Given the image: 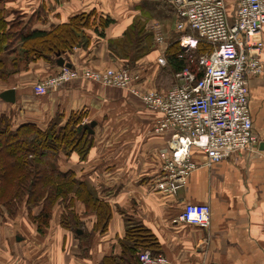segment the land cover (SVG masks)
<instances>
[{
	"label": "crops",
	"instance_id": "1",
	"mask_svg": "<svg viewBox=\"0 0 264 264\" xmlns=\"http://www.w3.org/2000/svg\"><path fill=\"white\" fill-rule=\"evenodd\" d=\"M237 1L224 0L228 13L234 12ZM155 3L154 0H9L5 10L8 20L18 14L31 31H47L91 11L99 17H108L112 24L98 32H102V37L85 30L91 42L84 48L76 46L67 61L71 68L87 66L102 70L123 64L122 60L117 62L118 59L110 55L108 42L122 38L136 20L144 23L152 14L161 20L174 18L172 10L169 15L164 12L162 5L165 2L156 12H151ZM144 27L147 29V23ZM165 40L166 50L171 41ZM254 41L263 43L262 73L247 80V99L252 132L262 140L264 27ZM156 53L149 52L135 65H145L146 72L153 68L157 73L155 62H152ZM52 61L29 62L31 65L27 71L13 76L17 79L0 82V94L7 90L16 93L12 104L0 100V114L10 119L13 128L32 124L45 130L55 117L58 116L64 124L75 113H82L83 124L96 122L92 145L84 159L72 152L67 156L60 154L56 163L62 174L73 173L79 182L95 190L98 197L109 205L112 214L104 232H92L93 218L91 226L82 230L88 237V244L85 241L80 244L81 254L77 257L63 256L61 242L70 239L71 232L60 228L63 234L55 246L59 252L54 253L48 264H117L115 257L119 248L126 244V225L132 223L147 230L159 253L173 264H264V158L261 142L252 152L239 153L210 167L205 165L206 158L202 153H195L193 157L200 165L186 179L184 186L174 197L161 196L154 189L160 173L157 153L165 146L168 136L156 135L152 131L158 114L146 110L138 99L125 91L83 80H73L45 96H36L34 84L61 69ZM156 73H149L148 85L153 88ZM144 87L147 88L146 84ZM113 120L117 124L112 125L110 121ZM185 204H207L210 207L207 229L178 221ZM38 212L39 209H35L32 215ZM25 213L5 221H2L4 214L0 215V264H29L36 257L32 256L27 242L31 232H27L24 225ZM126 252L124 248V261L120 258L118 264H127L123 263Z\"/></svg>",
	"mask_w": 264,
	"mask_h": 264
},
{
	"label": "built area",
	"instance_id": "2",
	"mask_svg": "<svg viewBox=\"0 0 264 264\" xmlns=\"http://www.w3.org/2000/svg\"><path fill=\"white\" fill-rule=\"evenodd\" d=\"M154 1L165 2L172 10L179 34V58L196 49L199 42L211 47L209 53L190 61L199 77L185 68L173 75L176 83L172 88L156 90L148 85L150 74L145 65L122 64L101 71L61 68L53 78L35 84L33 93L45 96L73 80H83L125 91L146 110L158 114L152 131L168 136V140L157 153L160 173L154 189L169 198L176 196L199 167L193 157L197 152L204 155L205 165L210 167L239 153L252 152L261 142L264 158V138L259 140L252 132L246 85L249 78L262 73L263 43L254 38L264 27V0H238L233 13L227 12L224 0ZM147 29L160 51L155 66L165 68L163 27L151 21ZM177 219L183 225L207 229L210 207L185 204ZM137 257L139 264H173L148 250L138 252Z\"/></svg>",
	"mask_w": 264,
	"mask_h": 264
},
{
	"label": "trees",
	"instance_id": "3",
	"mask_svg": "<svg viewBox=\"0 0 264 264\" xmlns=\"http://www.w3.org/2000/svg\"><path fill=\"white\" fill-rule=\"evenodd\" d=\"M7 1L9 0H0V55L13 57L16 64L44 59L53 60L55 65L56 57L67 63L66 53L71 54L76 46L84 48L91 42L85 30H91L98 35L100 30L112 24L108 17H99L91 11L73 17L68 24L53 26L47 31H31L18 14H14L13 18L8 20V13L5 10ZM162 3L153 4L151 12H156ZM162 6L171 10L167 4ZM98 36L102 37V32ZM108 50L111 56L118 59L117 62L122 60L123 65L133 67L140 58L153 51L152 38L143 21L138 19L124 32L122 38L109 43ZM211 50L209 45L199 42L196 49L179 58L181 50L178 42H173L164 52L165 70L173 76L189 68L199 77L200 74L195 72L194 65L189 63ZM83 118L82 113L71 114L68 120L61 124L57 116L45 130H40L32 124H22L13 128L10 119L0 114V202L7 210V214L11 213L9 217L17 215V207L12 209L13 198L25 199L28 218L38 225V230L41 231L48 226L51 215L49 209L55 199L60 196L69 197L74 185L77 187L74 191L76 196L87 206L88 211L93 209L97 214L98 219L92 232L102 233L107 229L112 214L109 205L100 199L88 184L77 181L72 173L62 174L57 168L56 160L60 154L69 155L76 152L84 159L92 145V135L84 129L87 124L82 123ZM26 157H30V160ZM37 207L39 212L34 216L32 212ZM77 217L73 210L64 212L60 217V224L73 234L74 240H81L79 244L77 243V248L81 252L80 244L84 241L88 244V237L84 232L77 234L79 231ZM126 242L124 248L129 259L125 258L123 263L139 264L137 255L142 250H148L153 255L160 254L153 236L140 224L126 225Z\"/></svg>",
	"mask_w": 264,
	"mask_h": 264
},
{
	"label": "rangeland",
	"instance_id": "4",
	"mask_svg": "<svg viewBox=\"0 0 264 264\" xmlns=\"http://www.w3.org/2000/svg\"><path fill=\"white\" fill-rule=\"evenodd\" d=\"M163 8H164V12H166L169 15L171 10L167 7H164V6H163ZM151 19H152V21H158L162 25L163 31L165 34V38H167L169 40V42L171 41L170 43L178 41L179 34L175 31L174 18L170 17V20H161L158 16H156L155 14H152V16L148 18V20L144 21V23H147V25H148V23L150 22ZM146 30L148 31V29H146ZM132 35H133V33H131V36ZM150 35H151V33H150ZM151 38H152V35H151ZM110 42L111 41L108 42V45ZM152 48H153V51H157V53H156V57H157L159 50H157V47L154 45L153 39H152ZM159 53H160V51H159ZM66 55H70V54L66 53ZM156 57H154V60ZM59 58L60 57H56L55 61L59 60ZM40 60L41 59L32 60L30 63L33 64L36 61H40ZM154 60H152V62H154ZM152 62H151V64H152ZM16 63H17L16 59L14 60L13 57L7 58V57H3V55H0V82H3V81L7 82L9 80L17 79V78H14L13 76L14 75L17 76L19 73H21L23 71H27L28 67L31 65L30 63H24V62H20V64H16ZM190 65H193V64H190ZM82 67L83 66H79L78 68H82ZM85 68H88V67L85 66ZM91 68L92 67H90V69ZM92 70H94V69H92ZM156 70H158L157 73L153 68H150V69H148V72H147L150 74L156 73V77H157L156 86H155L156 90H167L169 88H172L173 85H175L176 82H175L174 77L172 75H170L165 70V68H158L157 69V67H156ZM98 71H101V70H98ZM25 76L26 75H24V77ZM53 76L54 75H49V76L45 77L44 79L40 80L39 82H36L35 84H38V83L41 84L42 82H45V80L47 81L50 78H53ZM28 82H29V80H26V83H28ZM91 122H93V121H91ZM110 123L112 125L117 124L116 120H113L112 122L110 121ZM85 124H87V123H85ZM95 126H96V122H95ZM95 126L92 128V130L95 128ZM26 159L30 160V157H26ZM58 170H59V168H58ZM73 176L75 178L74 174H73ZM76 180L78 181L79 179H76ZM67 182L70 183V181H67ZM72 186L73 187H72V190L70 192L69 197L66 196L68 198H66L64 196H60L57 199H55L54 203L52 204L51 208L49 209L51 215H50V220H49L48 226L42 228V230H41V232H43L42 235H41L40 231L38 230L39 229L38 225H36L31 219L28 218V214H27L26 207H25V199L19 200L18 197L13 198L12 204L13 203L14 204L12 205V209H16V207H17V211H16L17 215L19 213H25L26 212L25 213L26 218L25 219L23 218V221H24L25 228L27 229V232H31L27 236V238H28L27 242L29 243L32 256H36V257L34 259H31L29 264H48V262H50V260L53 259L54 255H55L54 253L59 252V250H55V246L57 244V241L60 240V236L63 234V231L60 228H62V229H64V228L60 224L58 219H60L61 215H63L64 212H68L70 210H73V211H75V213L76 212L79 213L80 216L77 217V221L80 223V224L78 223V226H77V229L79 230V232H82V230H86V226H91L90 224H91L92 218H93V222L95 221V223H96V221L98 219L96 212H94L93 209H90L88 211L87 206L76 196V194L74 192L75 190H77V187L74 185H72ZM92 191H95V190L92 189ZM73 194L75 195V197H73ZM99 198L101 199V197H99ZM37 209H39V208L37 207ZM2 214H4V215L2 216ZM0 215L3 217L2 221H5L6 219L14 220V217H9V215H11V213L9 214V212H8V214H7V210L2 205L1 202H0ZM13 216H14V214H13ZM57 216H59V218ZM95 223H93V226ZM39 234H40V237H39ZM63 241L64 242H61V244H63L61 252L64 253L63 254L64 257L65 256L77 257L78 254L79 255L81 254L79 252V250L77 249V243L79 244L81 240H77L78 242L76 240H73V234L72 233H71L70 239H67V240L64 239ZM119 250L120 251L118 252L119 253L118 256L115 257L116 258L115 263H117V262L119 263L121 261L119 259L122 258V256L124 255L123 254L124 248L120 247ZM37 256L41 257L42 259L38 260ZM127 259H129V258L126 257V260Z\"/></svg>",
	"mask_w": 264,
	"mask_h": 264
},
{
	"label": "water",
	"instance_id": "5",
	"mask_svg": "<svg viewBox=\"0 0 264 264\" xmlns=\"http://www.w3.org/2000/svg\"><path fill=\"white\" fill-rule=\"evenodd\" d=\"M56 64L59 67H64V68H71V65L68 63H64L63 59L59 58V60H57ZM15 92L13 90H7L4 93L2 92L0 94V100L4 101L6 103H14L15 101ZM95 126V122H91L88 125L84 126V129L87 130L88 134L93 135V130L92 128ZM77 234H80L79 231H77Z\"/></svg>",
	"mask_w": 264,
	"mask_h": 264
}]
</instances>
